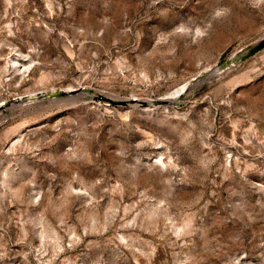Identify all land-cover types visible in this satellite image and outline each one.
Here are the masks:
<instances>
[{
    "label": "rangeland",
    "instance_id": "374dc122",
    "mask_svg": "<svg viewBox=\"0 0 264 264\" xmlns=\"http://www.w3.org/2000/svg\"><path fill=\"white\" fill-rule=\"evenodd\" d=\"M263 37L264 0H0V264H264Z\"/></svg>",
    "mask_w": 264,
    "mask_h": 264
},
{
    "label": "water",
    "instance_id": "95a60500",
    "mask_svg": "<svg viewBox=\"0 0 264 264\" xmlns=\"http://www.w3.org/2000/svg\"><path fill=\"white\" fill-rule=\"evenodd\" d=\"M263 46H264V37H263L261 40H259L255 45H253V46L247 51V53H246L245 55H243V56H246V55H248V54H250V53H252V52L258 50V49H260V48L263 47Z\"/></svg>",
    "mask_w": 264,
    "mask_h": 264
},
{
    "label": "bare ground",
    "instance_id": "6f19581e",
    "mask_svg": "<svg viewBox=\"0 0 264 264\" xmlns=\"http://www.w3.org/2000/svg\"><path fill=\"white\" fill-rule=\"evenodd\" d=\"M234 61V60H233ZM215 72V71H213ZM186 83L183 84L181 87H179L178 89H176L174 92H172L173 95H179L185 88H186ZM168 99V98H167Z\"/></svg>",
    "mask_w": 264,
    "mask_h": 264
}]
</instances>
